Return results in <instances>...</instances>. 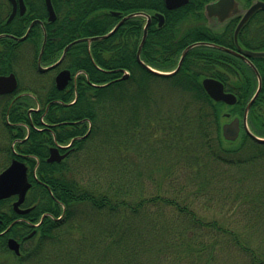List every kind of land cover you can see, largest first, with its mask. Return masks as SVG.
Listing matches in <instances>:
<instances>
[{"label":"trees","instance_id":"16d2710c","mask_svg":"<svg viewBox=\"0 0 264 264\" xmlns=\"http://www.w3.org/2000/svg\"><path fill=\"white\" fill-rule=\"evenodd\" d=\"M211 1L190 0L168 11L164 0H52L56 20L48 27L47 47L55 45L61 51L75 40L105 35L122 16L142 12L152 19L140 59L168 72L191 43L234 48L238 17L223 27L211 26L203 12ZM243 1L248 6L252 0ZM155 13L164 16L161 27ZM144 24V17H133L105 39L81 41L68 49L64 67L81 73L75 91H65L63 104L52 105L47 118L76 123L55 126L48 134L31 128L28 137L25 129L17 137L6 135L0 123V171L17 156L27 161L32 181L23 203L32 207L23 216L27 221L13 224L0 242L34 231L19 257L1 247L6 258L0 264H148L154 258L158 261L159 254L190 264H212L218 250L231 249L241 264H264L263 238L254 241L248 232L226 222L201 219L192 208L202 198L227 201L210 192H217L214 186L223 180L233 179L238 187L230 189L235 192L227 202L240 199V205L255 208L248 221L251 226L264 222V144L245 132L227 142L220 132L225 114L242 118L257 78L241 59L206 45L188 51L177 73L155 74L136 59ZM238 42L245 49L264 51V12L250 18L239 31ZM251 61L261 90L247 124L252 134L264 137V58ZM125 71L128 77L122 79ZM204 77L221 81L236 103L227 106L210 99L201 86ZM58 96L55 92L49 97ZM88 127L85 137H76L85 135ZM71 139L75 140L64 160L46 161L50 146ZM13 143L24 157L13 151ZM146 179L151 183L147 191ZM201 207L207 208L203 203ZM0 214L2 228L19 217L10 200L0 201ZM44 214L31 230L28 222L37 223ZM103 219H110L108 227ZM159 244L164 247L161 253L155 251Z\"/></svg>","mask_w":264,"mask_h":264},{"label":"flooded vegetation","instance_id":"af4514ba","mask_svg":"<svg viewBox=\"0 0 264 264\" xmlns=\"http://www.w3.org/2000/svg\"><path fill=\"white\" fill-rule=\"evenodd\" d=\"M50 2L52 5V0H50ZM236 2L240 10L239 14L228 17L222 22L218 21L217 17H208L205 13L204 6L203 12L208 23L213 21V25L211 26L223 27L229 20L236 17L240 18L249 5L245 7L243 5V0H236ZM175 9L166 10L172 11ZM158 14L163 16L162 13ZM55 20V11L54 19H48L46 0H0V76L13 75L16 80V87L13 91L0 94V123L4 126L3 130H6V135L8 132L11 136L17 137L19 132L25 129L24 137H28L31 128L48 134L53 132L55 126L62 124L72 125L76 123L71 121L52 122L47 118L52 105L63 104L61 98L65 91L68 92L71 89L75 91L76 82L81 73L80 71H72L64 67L63 60L65 56L61 60L60 58L65 47L61 51H58L59 48L55 45L47 47L48 27L54 23ZM161 26L158 25V27ZM84 42L87 43V41ZM64 71L69 72V78L66 84L60 85L56 81V78L59 73ZM55 92L60 96L51 99L49 96ZM73 102L74 101L69 104ZM22 141L23 140H20L19 142ZM71 145L66 146L65 144H59L57 142L54 144V146H58L60 154L69 153ZM54 146H50L49 150ZM16 154L19 157L25 156L18 152H16ZM28 158H30V156H28ZM13 159L19 160L16 156L12 158L10 162ZM20 161L25 163L29 172L27 161ZM37 165L38 160L35 159V165L32 171L37 168ZM33 180H35V178H33ZM14 200L15 197L10 203ZM21 209H29V211L23 215L19 214L17 219L4 228H2L4 225L3 220L0 218V237L8 233L13 224L27 221L23 216H26L31 211L32 207H24L22 205ZM38 224L40 225V223L28 222L31 230L37 228L39 226ZM31 232L33 233L34 231ZM31 232L22 235L19 239L11 236L4 237L2 242H0V248L5 246L9 254L12 255L14 252L7 248V241L9 238H14L18 242L19 251L21 252L29 235H32ZM19 256L20 254L17 256L15 254V257Z\"/></svg>","mask_w":264,"mask_h":264},{"label":"water","instance_id":"95a60500","mask_svg":"<svg viewBox=\"0 0 264 264\" xmlns=\"http://www.w3.org/2000/svg\"><path fill=\"white\" fill-rule=\"evenodd\" d=\"M165 7L169 10L178 8L180 6H183L189 2V0H165ZM46 6L48 10V19L53 20L54 19V11L51 5L50 0H46ZM261 10L264 12V2L261 0H255L249 8L246 9L244 14L242 15L241 19L239 20V23L237 24L235 31H234V41L236 44V50L228 49L216 44H207L209 47L227 52L229 54H232L234 56L239 57L243 61H245L248 66L251 68L253 73L255 74L258 85H257V90L255 94L252 96V98L249 100L247 103L244 112H243V117L240 120L238 117H233L231 119H228L226 122L222 123L220 127V132L221 136L225 141L228 142H234L237 140V138L240 135L241 132V127L243 130L256 142L260 144H264V138L257 137L254 134H252L247 127L246 124V118L248 111L253 104V102L256 100L260 89H261V80L259 73L255 66L252 64L250 61V58H264V51H249V50H243L238 44H237V34L239 30L242 28V26L248 21V19L251 17L252 14H254L256 11ZM239 8H238V3L235 0H215L205 6V13L208 17H217L218 21L222 22L223 20L227 19L228 17L234 16L237 13H239ZM113 14H119V13H113ZM135 16H144L146 18V23L143 28V34H142V39L140 46L137 51V61L142 65L145 69L158 74V75H164V76H169L175 74L179 68L182 65L183 59L186 55V53L192 49L195 46L203 45V43H193L188 45L181 53L180 59L178 61V64L176 68L167 73H162L155 71L151 69L149 66L145 65L141 60H140V50L142 48V45L145 41L146 35H147V29L150 25L151 22V17L149 15H146L144 13H131L128 14L124 17L121 18V20L115 25V27L108 32L105 35L101 36H96L92 38H87L84 39L88 43L94 40H99V39H105L109 36H111L122 24L124 21L135 17ZM155 18L158 19V25L161 26L163 24V16L161 14H155ZM82 40V41H84ZM78 41H74L73 43L67 45L62 52V56L60 60L64 57L66 51L68 48L74 44L77 43ZM127 75H124L123 78H126ZM69 78V72L64 71L58 74L56 81L60 85H64L67 82V79ZM201 85L205 93L208 95L210 99H212L215 102H222L225 105L232 106L236 103V97L232 93H228L224 91L223 84L214 78L210 77H205L201 81ZM16 87V80L13 75L9 76H0V94L3 93H9L13 91ZM227 118L229 115H226ZM66 154L60 155L58 152V148H51L49 157L47 159L48 162L52 161H60L62 160ZM31 184L27 180V168L24 165V163L19 162L17 160H13L10 165L5 168L1 173H0V200L9 198L11 196H17V200L12 204L13 210L17 214H25L28 212V209L26 210H20L19 205L23 202L25 194L27 190L30 188ZM7 246L10 250L14 251L16 254H18V244L13 240L9 239L7 242Z\"/></svg>","mask_w":264,"mask_h":264},{"label":"rangeland","instance_id":"374dc122","mask_svg":"<svg viewBox=\"0 0 264 264\" xmlns=\"http://www.w3.org/2000/svg\"><path fill=\"white\" fill-rule=\"evenodd\" d=\"M210 25H213V21L209 22ZM149 165L147 164L145 167H148ZM91 168H95L92 167ZM85 172L88 170V167H85ZM83 170V171H84ZM145 172H147L146 169H144ZM85 172H83L85 174ZM230 173H233L234 170L229 171ZM147 174H145L146 176ZM182 183V182H181ZM151 184L147 179L145 180L144 186H145V191H147V188L149 189L148 185ZM248 183H246L244 186H246ZM217 192H210L213 197L217 199H221L222 197L228 200H231L234 190H230L234 187H238V184L233 182V179L230 180H223V182L218 183L216 186ZM227 188L228 190H226ZM220 190V191H219ZM203 201L200 203V201ZM199 201V204H194L192 207L193 210L195 211L196 215L201 218V219H217L222 222H226L229 226L231 227H238L239 231L242 233L248 232L249 236L253 238L254 241L255 239L263 238L264 240V222L261 223H256L255 225H250L248 222L251 220V218L255 214V208H249L250 206L248 203H241L240 199H235L234 201L227 202V201H222L218 200L219 203L215 200H211V202L204 201L203 198ZM206 204L207 208H202L201 205ZM79 210V209H78ZM80 211V210H79ZM78 211V212H79ZM167 214H171L172 217H175L174 215L176 213L174 212H169L167 209ZM168 216V215H167ZM60 217V216H58ZM169 217V216H168ZM160 218V217H159ZM162 219V218H161ZM42 219L39 220L37 223H41ZM107 222H110V219H103L102 223L103 225H107ZM39 225V224H38ZM108 227V225H107ZM207 239V237L205 238ZM261 240V239H259ZM264 244V242H262ZM160 248L162 247L160 244L157 245L155 251L160 252ZM228 251V250H227ZM225 250H218L215 253V259L213 260L212 264H241V258L240 256L234 254V250H230V252L227 253ZM158 253V254H159ZM157 255V254H156ZM159 254L156 257H160L158 261H150L148 264H190V262H187L184 260V258H181L179 261L176 260V257L173 258L172 256L170 257L169 255L166 256V254L162 255ZM3 256V257H2ZM6 258L5 257V252L0 251V259ZM145 262V261H142ZM5 263V262H4ZM206 262L204 261L203 264ZM10 264H13L12 262ZM144 264V263H141ZM197 264V263H196Z\"/></svg>","mask_w":264,"mask_h":264}]
</instances>
